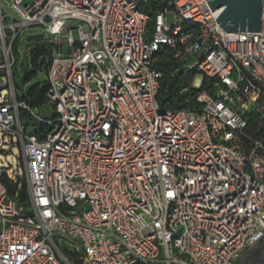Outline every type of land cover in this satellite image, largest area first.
Segmentation results:
<instances>
[{"label":"built area","instance_id":"2783aa9c","mask_svg":"<svg viewBox=\"0 0 264 264\" xmlns=\"http://www.w3.org/2000/svg\"><path fill=\"white\" fill-rule=\"evenodd\" d=\"M208 1L0 0V264H240L264 244V10L226 32ZM31 28L53 40L15 54ZM39 47L31 109L15 68ZM166 72L183 108L160 106Z\"/></svg>","mask_w":264,"mask_h":264},{"label":"trees","instance_id":"16d2710c","mask_svg":"<svg viewBox=\"0 0 264 264\" xmlns=\"http://www.w3.org/2000/svg\"><path fill=\"white\" fill-rule=\"evenodd\" d=\"M45 54V49L43 47H39V49L36 51V53L32 56L30 61L23 60V64L25 72L21 70V81H24L27 83L31 78L35 76V74L40 73L43 69H45V66L47 65V61L45 57L43 56ZM22 64V65H23ZM167 63H159L157 65V68L159 70L165 71L167 68ZM27 72L30 74L26 75ZM46 73V72H45ZM170 73H165V82L161 86L158 92V100L160 103V106L164 109H174V108H183L184 107V101L187 98V95H180L178 93L179 87L183 85L182 78L180 76L170 78ZM16 87V85H15ZM48 82L47 80L40 84H34L30 86L27 91L21 95V98H19L20 101H23L28 107L31 109L39 108L43 104H45L47 100V92H48ZM26 117H29L26 112H24ZM20 113V117H21ZM31 118V117H29ZM32 119V118H31ZM29 124H26L28 127ZM34 125L33 127H35ZM10 188L13 186L11 184H7ZM25 192V184L22 186V192L20 194L21 197L24 196Z\"/></svg>","mask_w":264,"mask_h":264},{"label":"water","instance_id":"95a60500","mask_svg":"<svg viewBox=\"0 0 264 264\" xmlns=\"http://www.w3.org/2000/svg\"><path fill=\"white\" fill-rule=\"evenodd\" d=\"M211 11L221 10L216 18L226 32H260L264 0H209ZM43 34L28 37V42H37ZM240 264H264V246L252 248Z\"/></svg>","mask_w":264,"mask_h":264},{"label":"rangeland","instance_id":"374dc122","mask_svg":"<svg viewBox=\"0 0 264 264\" xmlns=\"http://www.w3.org/2000/svg\"><path fill=\"white\" fill-rule=\"evenodd\" d=\"M6 1H7L6 5L11 3V0H6ZM169 22H171L170 18H169ZM76 25L77 24L75 22L69 23L68 26L65 28V32H67L68 29H71V36L74 39V41L77 42L79 39V32H78V29L76 28ZM37 34H43L42 30L39 28H31L28 31H26V33L23 35L21 40L18 41L15 45V48H14L15 54H17L18 52L29 53V51L35 45V43L34 42H28L27 39H28V37L33 36V35H37ZM52 40H53L52 37H50L48 34H44V37H43V39L40 40V42H46V41L51 42ZM61 44H62V52H63V54H66L68 51V47L66 45V42L63 40ZM23 60H24L23 57L18 58V65L15 68V77H14L15 85H16V92H17V95L19 98H21V95H23L30 86H32L34 84L43 83L44 81L47 80L45 69H43L40 73L35 74V76L33 78H31L27 83H25L24 81H21V75L23 74V73H21V70L22 71L25 70V68H24L25 63L23 64ZM1 61H3V59H1ZM23 72H25V71H23ZM28 74H30V73L27 72L26 75H28ZM183 75L184 74H181L180 76H183ZM169 76L172 79V77H171L172 75H169ZM177 76H179L178 73L174 74V77H177ZM46 112L41 110V111H39L38 114L40 116H42V115H46L47 114ZM24 114H25L24 112H21V115H22L21 116V122L24 125L29 124L28 130H30L37 123H36L35 119H31L29 117H26Z\"/></svg>","mask_w":264,"mask_h":264},{"label":"crops","instance_id":"0c3cea01","mask_svg":"<svg viewBox=\"0 0 264 264\" xmlns=\"http://www.w3.org/2000/svg\"><path fill=\"white\" fill-rule=\"evenodd\" d=\"M262 245H258V246H256V247H253V248H259V247H261ZM264 246V245H263ZM252 249V248H251ZM250 250V249H249ZM249 250L248 251H246L245 253H244V255H243V257L242 258H245V256H247L249 253ZM264 255V254H263Z\"/></svg>","mask_w":264,"mask_h":264},{"label":"flooded vegetation","instance_id":"af4514ba","mask_svg":"<svg viewBox=\"0 0 264 264\" xmlns=\"http://www.w3.org/2000/svg\"><path fill=\"white\" fill-rule=\"evenodd\" d=\"M261 245H264V244H261Z\"/></svg>","mask_w":264,"mask_h":264}]
</instances>
